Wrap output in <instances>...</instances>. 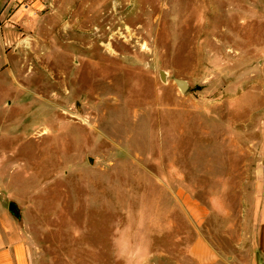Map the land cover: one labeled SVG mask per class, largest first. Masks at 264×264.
<instances>
[{
  "label": "rangeland",
  "instance_id": "obj_1",
  "mask_svg": "<svg viewBox=\"0 0 264 264\" xmlns=\"http://www.w3.org/2000/svg\"><path fill=\"white\" fill-rule=\"evenodd\" d=\"M38 2L0 21V235L32 264H264V0Z\"/></svg>",
  "mask_w": 264,
  "mask_h": 264
},
{
  "label": "crops",
  "instance_id": "obj_2",
  "mask_svg": "<svg viewBox=\"0 0 264 264\" xmlns=\"http://www.w3.org/2000/svg\"><path fill=\"white\" fill-rule=\"evenodd\" d=\"M22 2L23 0H0V21L3 20V26L10 30L11 36L12 29L18 30L23 35L24 30L32 26L31 22L25 21L23 10L30 8L36 13V9L41 7L38 0L27 9L19 7ZM0 264H32L29 246L21 230L0 235Z\"/></svg>",
  "mask_w": 264,
  "mask_h": 264
},
{
  "label": "water",
  "instance_id": "obj_3",
  "mask_svg": "<svg viewBox=\"0 0 264 264\" xmlns=\"http://www.w3.org/2000/svg\"><path fill=\"white\" fill-rule=\"evenodd\" d=\"M161 80L165 81V72H160ZM175 83L182 93H185L189 88V83L182 78H175ZM9 213L18 221L22 222V208L15 200H10L8 204Z\"/></svg>",
  "mask_w": 264,
  "mask_h": 264
},
{
  "label": "bare ground",
  "instance_id": "obj_4",
  "mask_svg": "<svg viewBox=\"0 0 264 264\" xmlns=\"http://www.w3.org/2000/svg\"><path fill=\"white\" fill-rule=\"evenodd\" d=\"M47 131H48V129H44V130H42V132H41V134H47ZM40 141H42L41 139H40Z\"/></svg>",
  "mask_w": 264,
  "mask_h": 264
},
{
  "label": "built area",
  "instance_id": "obj_5",
  "mask_svg": "<svg viewBox=\"0 0 264 264\" xmlns=\"http://www.w3.org/2000/svg\"><path fill=\"white\" fill-rule=\"evenodd\" d=\"M26 1V0H25Z\"/></svg>",
  "mask_w": 264,
  "mask_h": 264
}]
</instances>
